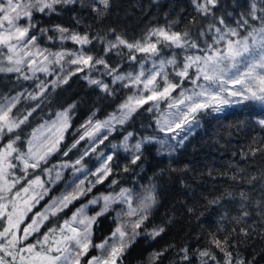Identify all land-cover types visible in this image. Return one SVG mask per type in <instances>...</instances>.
<instances>
[{
  "label": "snow or ice",
  "instance_id": "6c2138e0",
  "mask_svg": "<svg viewBox=\"0 0 264 264\" xmlns=\"http://www.w3.org/2000/svg\"><path fill=\"white\" fill-rule=\"evenodd\" d=\"M75 3L77 0H0V73H19L27 80L35 77L38 72L52 75L54 71L52 66L55 65L59 67L61 74H57L51 81L54 90L67 84L72 76L87 69L83 78L89 85H95L111 96L114 93L110 85L91 76L93 71H97V66L102 65L104 69L102 74L111 76L113 84L121 83L124 87L133 88L135 91L118 106V114L111 113L107 119L95 122L90 117L81 125L83 132L79 138L63 153L67 156L81 141L88 139L91 144L90 149L85 150L74 162L65 163L61 167L72 168L74 172H87L88 175L94 176L95 180L89 181L88 187L84 186V180H80L72 191L53 199L43 211L35 213L22 230L20 225L24 223L27 214L40 199H43L49 189L44 187V181L36 177L22 189L23 196L21 191L13 194L12 189L21 179L8 178L9 170L16 167L13 158L22 164L25 173L29 168H38L42 161L46 163L51 154L59 151L64 133L71 127L70 112L75 104L57 114V119L47 129L50 135L45 136L39 144L34 142L37 140L34 132L33 139L28 141L26 152H21L15 146L20 139L19 136L0 146V221H4V226L0 228V264H80L81 258L93 247L100 250L101 255L91 257L88 264H123L124 253L142 234L140 230L158 202L155 185L144 188L142 194L121 187L114 195L109 193L96 196L87 204L77 208L59 227H50L34 242L25 243L30 236L40 232L41 227L50 217L64 212L74 201L85 196L97 184H102L113 175L114 153L106 156L100 153L99 156L104 158L95 171L87 170L84 165V158L95 152L99 144H103L108 139L107 134L99 135L101 131L107 130L110 134L117 124H125L144 105H150L146 110L151 112L154 108L159 111L160 104L165 103L167 111L157 120L158 129L166 137L173 134L170 138L176 139L182 132L191 134L193 124H198V116L201 113H222L225 108L246 102L264 105V0H248L246 5L236 4V7L243 10L234 17L235 26H229L225 20V15L232 17L233 12L217 15L214 11L221 6V0H192L196 12L211 18L212 21L206 29L199 32L200 37H204L206 33L213 34L212 42L208 43L205 40L203 48L189 31H173L171 24L153 28L141 40L135 42H129L120 35H117L114 41H108L106 54L121 47L128 50L129 61H137L136 53L144 54L136 74L120 73L119 64L113 67L103 57H94L86 53L83 46L92 43L89 36L70 32L68 28L60 25L53 26V31L59 34L56 38L60 41L71 40L80 45V49L52 52L39 46L36 33L47 36L49 29H37L33 14L59 15L64 7ZM98 3L103 5L105 10L109 7V0H98ZM93 10L103 15L95 5ZM21 20H24L23 24L20 23ZM253 21L256 23H252ZM195 22L193 18L191 23ZM47 39L52 40L54 37L47 36ZM161 46L185 51L198 50L202 54L185 55L179 63L175 53L171 58L153 59L160 57ZM116 55L123 56L124 53L117 51ZM69 57L71 58L68 59ZM149 60L151 67L145 70L144 64ZM65 65L76 67L66 71ZM25 67L31 76L23 71ZM169 67L172 69L171 73L168 71ZM185 81L191 86L185 87ZM37 87L39 89L37 93H28L29 99L39 100L48 90V85L44 82ZM23 95L18 93L12 97H0V141L26 123L39 107L37 104L22 118L14 115L13 109L19 104ZM258 123L264 126V120ZM131 136L132 133L125 136L121 145L124 151L132 152L131 165H136L140 161L143 145L154 139L161 145V149L164 146L169 149L172 147L168 144V139L149 137L137 141L130 147L128 141ZM187 138V135L181 137L179 144L182 146ZM93 141L95 143H91ZM112 147L117 146L112 145ZM259 150L250 151L254 155ZM48 171L51 180V170ZM123 171H129V167L125 166ZM60 178L61 173L57 171L55 180ZM255 179L256 177H252L249 183ZM117 183L118 181L113 179L109 186ZM37 188L40 191H36ZM241 195L243 196V193ZM134 199H137L135 207ZM101 201L103 204L100 210L94 215H88L86 209L89 205H96ZM116 204L126 206V209L121 207L116 211L115 220L118 222L114 230L102 242L93 244V226L99 217L113 210L112 206ZM244 215L248 213L245 212ZM163 232L164 228L157 226L151 231L145 229L143 234L155 239ZM210 243L224 253V264H233L232 252L228 251L229 245L226 239L222 241L213 237ZM182 251L183 259L187 260V249ZM162 255L163 252L154 253L151 259L154 262ZM199 255L216 261L215 255L210 251H201ZM202 264H207V261H203ZM235 264H244V260L238 258Z\"/></svg>",
  "mask_w": 264,
  "mask_h": 264
},
{
  "label": "trees",
  "instance_id": "16d2710c",
  "mask_svg": "<svg viewBox=\"0 0 264 264\" xmlns=\"http://www.w3.org/2000/svg\"><path fill=\"white\" fill-rule=\"evenodd\" d=\"M247 2L248 0H221V6L214 11L217 15L233 12L232 17L225 15V20L229 26H235L234 17L243 10L235 5H246ZM93 5L103 15L94 11ZM193 18L195 23H191ZM33 21L36 22L37 29L47 28V36L54 37L49 40L47 36L37 32V42L41 48L56 52L61 50L60 47H81L71 40L60 41L56 38L59 34L53 31V26L60 25L68 28L70 32L87 34L92 43L83 46L84 51L94 57H103L113 67L119 64V71L124 74L135 73L138 61H129L128 50L123 47L105 53L107 42L114 41L117 35L129 42H135L141 40L151 29L169 24L173 31H189L199 44H203L205 40L210 41L213 35L206 33L204 37L199 36V32L206 29L212 21L196 12L192 0H109L106 10L98 0H77V3L64 7L59 15L34 13ZM117 51L124 55H116ZM74 68V65H65L66 71ZM86 73L87 71L77 73L67 84L54 90L52 86H48L47 92L39 100L28 98V93L35 94L39 91L36 84L25 80L19 73H0V97L24 94L13 109L14 115L22 118L27 111L39 104L27 122L7 134L0 141V146L19 136L16 144L20 150L25 149L30 135L38 126L53 120L59 112L75 104L70 112L71 127L53 159H65L69 162L78 159L84 152L83 142L67 156L63 153L79 138L81 125L90 117L103 121L111 113H118V106L134 90L121 83L113 84L111 76L92 74V78L101 79L110 85L114 93L110 96L97 86L89 85L83 78ZM148 107L149 105H144L139 109L84 161L97 162L96 157L102 151L106 155L114 153L113 175L64 212L50 217L40 232L35 233L28 241L34 242L50 227H59L77 208L95 196L109 193L114 195L121 187L142 194L144 188L155 185L158 202L140 230L142 234L124 253L123 264H202L203 261H207V264H224V253L210 243L213 237L228 241L233 264L238 258L243 259L244 264H264V126L258 123L264 120V105L246 102L222 113H201L197 127L193 130L194 134L176 153L170 156L160 155L159 143L154 139L143 145L140 161L131 165L132 152H126L121 147L125 136L132 133L128 141L130 147L145 137H162L157 128L156 114L147 111ZM112 145L117 147L113 148ZM253 149L260 150L253 155L250 151ZM50 163L48 161L38 169L28 171L12 193L22 191ZM125 166L129 167V171H123ZM12 172L17 177L23 176L19 166L13 168ZM252 177L256 179L249 183ZM113 179L118 183L110 187ZM61 186L55 187L45 200L29 212L23 225H27L33 215L43 209L54 197V193L60 191ZM212 201L216 202L210 203ZM97 209L98 207L94 211ZM112 209L99 217L93 226V244L102 242L114 230L117 221L115 207ZM92 212L93 209H90L89 214ZM245 212L248 215L245 216ZM3 226L4 221H0V228ZM157 226L163 227L164 232L155 239L143 234L145 229L151 231ZM245 232L248 234L244 235ZM183 249H187V260L183 259ZM205 250L215 255L216 261L199 255ZM158 252H163V255L153 262L151 257ZM100 253V250L90 248L81 258L80 264H88L91 257Z\"/></svg>",
  "mask_w": 264,
  "mask_h": 264
},
{
  "label": "rangeland",
  "instance_id": "374dc122",
  "mask_svg": "<svg viewBox=\"0 0 264 264\" xmlns=\"http://www.w3.org/2000/svg\"><path fill=\"white\" fill-rule=\"evenodd\" d=\"M20 23L23 24V23H24V20H21ZM211 38H212V36H211ZM211 42H212V39H210V41H208V43H211ZM200 45H201L202 48L204 47V43H203V44H200ZM60 49H61V50L64 49V50H68V51H78L80 48H79V49H73V48H71V47H60ZM50 51L55 52L54 50H50ZM173 53L176 54V58H177L178 63H179L180 61H182V59H183V57H184L185 55H189V54H202V53L198 52V50H188V51H185V50L178 49V48H175V47H172V48H164V47H163V48H162V51H161V53H160V57H154L153 59H157V60H158L159 58H165V59H167V58H171L172 55H173ZM136 55H137V61H138V69H137V71H136L135 73H133V74H136V73L139 71V64H140L141 58L143 57L144 54H142V53H136ZM133 62H134V61H133ZM135 62H136V61H135ZM74 66H75V65H74ZM52 67H53V69H54L52 75H48V74H45V73H43V72H38V73H36V76H35V77H32L31 79H27V80H30L31 82H33L34 84H36V88H38L37 85L40 84L41 82H44V83L47 84L48 86H51V81H52L53 79H55V76H56L57 74H61V73H60V69H59L58 66L53 65ZM75 67H76V66H75ZM144 67H145V70H147L149 67H151V61H150V60L147 61V63L144 64ZM74 69H75V68H74ZM23 71H24L25 73H27L29 76H31V73L28 72V70H27L26 67L23 69ZM85 71H88V70L85 69ZM103 71H104V69H103V66H102V65H101V68H99V66H97V71H93V72L91 73V75H92V74H98V75L100 76V75L103 73ZM168 71L171 73V71H172L171 67L168 68ZM190 86H191L190 83H189L188 81H185V87H190ZM134 91H135V89L133 90V92H134ZM178 91H179V90H178ZM173 95H176V93H173ZM20 99H21V98H20ZM149 106H150V105H149ZM233 106H236V105H233ZM233 106H231V107H233ZM229 108H230V107L225 108V110H227V109H229ZM225 110H224V111H225ZM166 111H167V108H166V104H165V103H161V104H160L159 111L156 110L155 108L153 109L152 112H154V113L156 114V124H157V120L160 118V116L162 115V113H164V112H166ZM210 113H211V112H210ZM117 114H118V113H117ZM56 119H57V116H56L53 120H51V121H49V122H45V123H43L42 125L38 126V127L32 132V134L30 135L28 141L33 139V133L35 132V133H36V136H37V140L34 141V142H35L36 144H39V143L41 142V140H43V138H44L45 136L50 135V133H48L47 129H48V127L51 125V123H52L53 121H55ZM87 121H88V120H87ZM93 121L95 122V121H99V120H94V119H93ZM85 123H86V122H85ZM85 123H84V124H85ZM123 125H124V124H123ZM123 125H119V124H117V125L115 126V130L112 131L110 134L107 133V130H102L101 133H100L99 135L102 136V135L107 134L108 136H110L111 134H113L115 131H117V130H118L120 127H122ZM196 127H197V124H193V127H192V130H191V134H190V135L188 134V132H182L181 135H180L179 137H176V139H171V138H170L171 135H173V134H169V135L166 137L164 133H161V134H162V137H161L160 139H168V144H170L172 147H171V149H169L167 146H164L163 149H161V145L159 144V146H160V155L170 156V155L176 153V151H177L178 149H180V148L184 145V143L187 141V139H188L191 135L194 134L193 130L196 129ZM157 128H158V125H157ZM37 130H39V131H37ZM158 130H159V129H158ZM67 131H68V129H67ZM67 131L64 133V139H63V141L61 142V144H60V146H59V149H60L61 145H62V144L64 143V141H65V136H66ZM82 132H83V129H82ZM82 132H81V133H82ZM159 132H160V131H159ZM185 135H187L188 138H187L186 140H184L183 145L181 146V145L179 144V140L181 139V137H183V136H185ZM130 138H131V137H130ZM130 138H129V140H130ZM97 139H99V136L97 137ZM28 141H27V144H26L25 149H23V150H20L17 144H16L15 146H16L21 152H26V151H27V147H28ZM152 141H153V140H152ZM82 142L84 143V146H83V147H84V151L90 149L91 144H90V142H89L88 139H85V140L81 141L80 143H82ZM91 143H95V142L93 141V142H91ZM100 145H101V144H99V146H100ZM99 146H98V147H99ZM98 147L96 148V150L98 149ZM95 152H96V151H95ZM95 152H91L90 155L93 154V153H95ZM56 153H58V151L54 152L53 154H51V155L47 158V162H48V161H51V163H50V165H49L48 167H46V168L42 171V173H41L40 176H39V178H40L42 181H44V187L47 188V189H49V190H48L47 194L44 195L43 199H40V200H39V203L36 204L34 207H37V206H38L43 200H45V199L47 198V196L50 194V192H51L52 190H54L55 187H57V186H59V185H62V186H61L60 191L57 192V193H54V197H52V199H51V200H50V201H49V202L43 207V209H42L41 211H43L44 208H45V207H46V206H47V205H48L53 199H55V198H57V197H60L61 195L65 194V193H67V192H69V191H72L73 188L75 187V185L78 184L80 180H84V186H85V187H88V182H89V181H94V180H95V177H94V176H91V175H88L87 172H74V170H73L72 168H62L61 165L65 164V163H71V162H69V161H67V160H65V159H53L54 156L56 155ZM101 153H103L104 156H106V154H105L104 151H102ZM99 154H100V153H99ZM99 154H98L97 157H96L97 162H95V163H84L85 168H86L87 170L95 171V169L99 166L100 161L103 160V158H104L103 156H99ZM90 155L86 156V157L84 158V161H85ZM107 155H109V154H107ZM14 156H15V154H14ZM14 161H16V162H14ZM47 162H46V163H47ZM13 163L16 164V167L19 166L20 172L23 173V176H22V175L19 176L21 179H20V182L16 184V186H17L18 184H20V183L23 181L24 176L26 175V173L23 171V166H22V164H21L19 161L15 160V159L13 158ZM43 164H45V162L42 161V162L40 163V166L43 165ZM40 166H39V167H40ZM39 167H38V168H39ZM77 167H79V165H77ZM38 168H35V169L29 168L28 171H30V170H36V169H38ZM48 170H51V180H50V178H49V171H48ZM28 171H27V172H28ZM57 171H59V172L61 173V178H60L59 180H55V175H56V172H57ZM9 172H10V175H9V177H8L9 180H13V179L17 178V176H15V175L13 174L12 169H10ZM97 185H98V184H97ZM97 185H96V186H97ZM16 186H15V187H16ZM34 187H35V186H34ZM13 189H14V188H13ZM13 189H12V190H13ZM36 191H40V189L37 188ZM135 193H136V192H135ZM13 194H14V193H13ZM30 194H31V192H30ZM87 194H88V193H87ZM87 194H86V195H87ZM21 195H22V196L24 195L22 191H21ZM86 195H85V196H86ZM85 196L80 197V199L84 198ZM98 196H99V195H98ZM95 197H96V196H95ZM93 198H94V197H93ZM80 199H78V200H80ZM91 199H92V198H91ZM91 199H90V200H91ZM137 199H138V197H137ZM137 199H134V201H133V206H134V207L136 206ZM78 200H76V201H78ZM76 201H74V203H75ZM87 203H88V202H86L85 204H87ZM102 204H103V202L101 201L100 203H98V204H96V205H89V207L86 209L87 214H88V215H94L96 212H98V211L100 210V208L102 207ZM83 205H84V204H83ZM34 207H33V208H34ZM97 207H98V209L94 211V209L97 208ZM113 207H115V209H114L115 213H116V211H119V209H120L121 207H124V208L126 209V206H122V205H119V204L113 205L112 208H113ZM90 209H91V210L93 209L92 214H89V210H90ZM28 214H29V213H28ZM28 214H27V215H28ZM26 218H27V217H26ZM25 220H26V219H25ZM24 222H25V221H24ZM117 222H118V221H117ZM23 224H24V223H22V224L20 225L21 230L26 226V225H23ZM33 235H34V234H33ZM33 235H32V236H33ZM32 236H30L29 239H30ZM25 243H31V242H29V241H25ZM100 255H101V253H100L98 256H100Z\"/></svg>",
  "mask_w": 264,
  "mask_h": 264
}]
</instances>
